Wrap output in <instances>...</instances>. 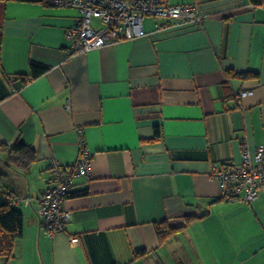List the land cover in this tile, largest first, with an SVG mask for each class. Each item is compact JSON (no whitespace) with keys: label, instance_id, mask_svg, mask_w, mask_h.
<instances>
[{"label":"crops","instance_id":"crops-1","mask_svg":"<svg viewBox=\"0 0 264 264\" xmlns=\"http://www.w3.org/2000/svg\"><path fill=\"white\" fill-rule=\"evenodd\" d=\"M171 2H197L204 20L156 29L162 19L148 16L141 36L73 55L65 32L77 9L5 3L0 143L28 144L36 160L22 171L0 152V203L31 198L17 206L23 234L0 264H264V192L223 202L210 176L213 163L240 160L243 141L251 153L264 145V0ZM31 61L48 69L24 82ZM82 140L90 175L63 203L65 230L47 235L37 208L49 163L73 164ZM189 216L159 243L155 223Z\"/></svg>","mask_w":264,"mask_h":264},{"label":"built area","instance_id":"built-area-1","mask_svg":"<svg viewBox=\"0 0 264 264\" xmlns=\"http://www.w3.org/2000/svg\"><path fill=\"white\" fill-rule=\"evenodd\" d=\"M54 6H68L79 11L75 23L67 28L69 55L84 53L108 43L132 39L144 33V18L162 19L156 29H166L184 24L198 25L205 15L197 2L173 3L171 0H43ZM252 91H242L240 96ZM92 154L82 140L77 160L66 165L55 159L49 163V177L37 208L41 227L47 235L62 233L71 220V211L63 206L74 191V180L88 177ZM210 176L218 182L217 199L223 202L250 204L264 192V145L251 153L243 141L238 162L217 161ZM5 202L18 206L30 203L31 198H20L13 193L3 196ZM76 238H71L75 241Z\"/></svg>","mask_w":264,"mask_h":264},{"label":"trees","instance_id":"trees-1","mask_svg":"<svg viewBox=\"0 0 264 264\" xmlns=\"http://www.w3.org/2000/svg\"><path fill=\"white\" fill-rule=\"evenodd\" d=\"M8 0H0V26L4 20L5 3ZM20 1H43V0H20ZM254 6L260 5L261 0H250ZM48 69L40 63L30 62V74L22 76V80L26 82L28 79L35 78L44 73ZM230 75L239 76L242 79L255 77L257 73L244 71V72H228ZM157 135V131H156ZM0 152L4 154L3 160L8 166L15 167L19 170L25 171L36 160L35 150L32 146L25 144L21 141H16L8 146L0 143ZM0 171V177H1ZM76 192H71L69 196L74 195ZM4 194L1 195L2 203H0V258L9 260L13 256V248L16 239L23 234V214L17 206L3 200ZM196 217L189 216L185 218V222L181 227H170L168 223L163 220L155 223V230L160 244H163L171 236L181 231L182 228L187 227ZM146 253L145 250H138L134 253L133 258H138Z\"/></svg>","mask_w":264,"mask_h":264},{"label":"rangeland","instance_id":"rangeland-1","mask_svg":"<svg viewBox=\"0 0 264 264\" xmlns=\"http://www.w3.org/2000/svg\"><path fill=\"white\" fill-rule=\"evenodd\" d=\"M195 243H196V242H195ZM187 245L192 247V246L195 245V244H192V243H189V242L185 241L184 246H187Z\"/></svg>","mask_w":264,"mask_h":264}]
</instances>
